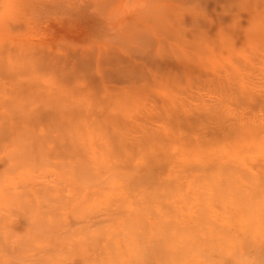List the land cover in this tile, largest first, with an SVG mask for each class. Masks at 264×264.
<instances>
[{
	"label": "rangeland",
	"instance_id": "1",
	"mask_svg": "<svg viewBox=\"0 0 264 264\" xmlns=\"http://www.w3.org/2000/svg\"><path fill=\"white\" fill-rule=\"evenodd\" d=\"M0 264H264V0H0Z\"/></svg>",
	"mask_w": 264,
	"mask_h": 264
},
{
	"label": "bare ground",
	"instance_id": "2",
	"mask_svg": "<svg viewBox=\"0 0 264 264\" xmlns=\"http://www.w3.org/2000/svg\"><path fill=\"white\" fill-rule=\"evenodd\" d=\"M61 86H63V85H61ZM104 97H106V96H104ZM66 114H68V112L66 113ZM249 160V159H248ZM250 163V162H249ZM253 164V163H252Z\"/></svg>",
	"mask_w": 264,
	"mask_h": 264
}]
</instances>
